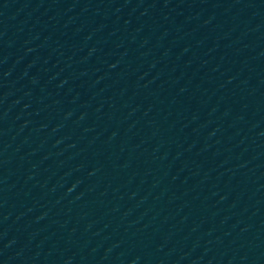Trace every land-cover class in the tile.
<instances>
[{
	"label": "water",
	"instance_id": "1",
	"mask_svg": "<svg viewBox=\"0 0 264 264\" xmlns=\"http://www.w3.org/2000/svg\"><path fill=\"white\" fill-rule=\"evenodd\" d=\"M0 264H264V0H0Z\"/></svg>",
	"mask_w": 264,
	"mask_h": 264
}]
</instances>
